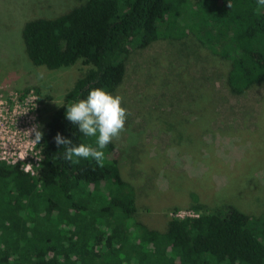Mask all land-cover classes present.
I'll return each mask as SVG.
<instances>
[{
    "label": "trees",
    "instance_id": "16d2710c",
    "mask_svg": "<svg viewBox=\"0 0 264 264\" xmlns=\"http://www.w3.org/2000/svg\"><path fill=\"white\" fill-rule=\"evenodd\" d=\"M19 30L34 66L53 71L81 64L82 72L44 123L37 173L0 158V264H264V212L256 217L223 202L195 216H168L164 230L148 227L141 217L150 206L139 182L127 178L120 148L110 143L103 149L99 167L91 158L65 160L54 141L59 132L74 145L97 147L96 137L84 136L66 118V106L94 87L113 93L131 50L173 34L194 37L230 92L263 84L264 6L257 0H85L28 18ZM196 105L194 97L190 116L199 117L198 126L205 123L204 136L211 129L209 96L199 92ZM190 116L173 120L169 144L207 149L202 135L195 140L181 126ZM184 127L191 136L183 138L178 129ZM196 179L171 203L172 214L180 202L202 207L210 182Z\"/></svg>",
    "mask_w": 264,
    "mask_h": 264
},
{
    "label": "rangeland",
    "instance_id": "374dc122",
    "mask_svg": "<svg viewBox=\"0 0 264 264\" xmlns=\"http://www.w3.org/2000/svg\"><path fill=\"white\" fill-rule=\"evenodd\" d=\"M84 1L0 0V124L12 127L27 118L41 131L82 72L81 64L53 71L34 66L20 39L23 21ZM173 35L131 50L124 80L112 93L123 97L128 112L125 130L112 143L123 152L127 178L139 182V195L150 206L141 218L148 227L164 230L168 216L198 215L223 202H234L258 217L264 212V83L230 92L216 78L215 67L194 37ZM199 92L209 96L212 107L211 129L204 136L205 123L199 127V117L190 116L195 112L194 97L198 110ZM185 116L191 118H181V126L186 124L195 140L202 135L208 150L182 151L169 144L173 120ZM180 129L183 138L190 135L185 127ZM212 152L221 160H214ZM27 155L34 168L37 148L28 149ZM196 178L210 182L202 207L180 202L172 214L171 203L185 194L188 185L194 186Z\"/></svg>",
    "mask_w": 264,
    "mask_h": 264
},
{
    "label": "clouds",
    "instance_id": "9594fccd",
    "mask_svg": "<svg viewBox=\"0 0 264 264\" xmlns=\"http://www.w3.org/2000/svg\"><path fill=\"white\" fill-rule=\"evenodd\" d=\"M258 6H264V0H257ZM231 7V5H230ZM123 97L113 95L101 87L91 88L85 99H80L66 106V118L77 126L79 132L86 137H96L97 147L80 143L74 145L69 138L59 132L54 137L58 148L65 149L63 158L73 164L80 159H94L97 166H104L105 149L114 139H118L125 130L127 109L122 106ZM35 132V141L39 143L43 132L38 125L31 129Z\"/></svg>",
    "mask_w": 264,
    "mask_h": 264
},
{
    "label": "built area",
    "instance_id": "2783aa9c",
    "mask_svg": "<svg viewBox=\"0 0 264 264\" xmlns=\"http://www.w3.org/2000/svg\"><path fill=\"white\" fill-rule=\"evenodd\" d=\"M33 126L34 124H29L27 118L18 120L12 127L8 124H0V158L8 163L21 162L25 171L36 174L40 156L36 161V166L33 168L27 155L28 149L33 150L34 147L36 148L34 132L31 131ZM188 216L195 215L190 214Z\"/></svg>",
    "mask_w": 264,
    "mask_h": 264
}]
</instances>
